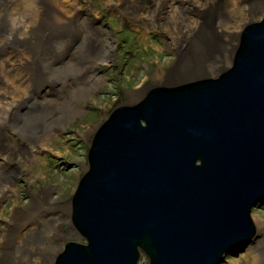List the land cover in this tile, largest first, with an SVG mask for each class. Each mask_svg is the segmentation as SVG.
<instances>
[{
	"label": "bare ground",
	"instance_id": "1",
	"mask_svg": "<svg viewBox=\"0 0 264 264\" xmlns=\"http://www.w3.org/2000/svg\"><path fill=\"white\" fill-rule=\"evenodd\" d=\"M66 1L70 6L69 9L63 5L65 0H0V221L4 219L7 224L6 231L0 229L2 231L0 264H55L59 257L62 261H66L64 255L66 246L77 243L84 247L88 243L86 239L87 236L89 237L87 232L89 228L91 232L94 231L93 227L104 230V224L101 226V222L99 223V218H103L92 212L91 201L96 200L93 197L87 199L85 196L75 197L79 188L85 185L83 178L91 183L92 180H97L103 186L98 187L94 184L98 190L107 186L105 181L112 182L108 178L110 176L90 172V167L96 165L98 160L103 159L104 162L107 159V152L102 148V140L97 138V133L109 120L117 116H125L126 113H123L127 112L125 108L135 110L134 106L137 104L147 106L159 96L157 87L148 86L133 90L127 95V102L114 106L108 113L107 119L99 125L93 136L89 137L92 130L87 131V127L93 122V114H88L91 118L87 120L84 117V123L81 118L82 106L89 98L88 93L97 85L95 75H100L99 70L112 60L117 42L106 33L101 23L95 24L96 21L87 19L91 14L96 16L98 3L89 4L93 0ZM81 1H86L84 3L90 5L86 12L79 10L82 6ZM121 2L123 4L118 7L119 2L102 0V5L99 7L104 12L110 10L122 18H127L130 25L143 27L145 24L147 27L159 28L165 35L170 36V46L177 61L173 68L168 70L169 72L158 74L157 77L162 81V87L169 88V94L172 96H169L170 100L176 99V94L172 90H176L178 86L188 85L190 88L193 86L194 90L197 89L194 85L203 89L210 88L211 84H207L206 81L221 78L220 74L229 70L236 56L261 59L260 68L253 64L245 68L242 74L246 78L264 71V56L259 51V48L264 47V37L258 36L256 39L252 35L255 23L264 24V11H261L264 6H261L258 0H121ZM223 4H226L227 8L220 13L219 6L221 8ZM73 6H76V9ZM216 11L221 14L217 19L212 17L213 14L217 17ZM254 15L258 16V22H253ZM95 19L98 20V17ZM122 22L127 23V20L124 19ZM258 34L263 36L264 32ZM126 37L130 36L126 35ZM129 45L130 43L127 42L123 46L127 48H125L126 52L133 49ZM227 59L228 62H225ZM260 77L264 80V75ZM174 87L175 89H171ZM149 96L151 98L148 102ZM198 96L201 97L200 94ZM193 97L194 95L191 97L192 103L198 106L199 102L192 99ZM92 103L95 104L91 101ZM163 110L161 114H170L167 105ZM121 113L122 116L119 115ZM74 121L78 122L74 132L79 133L84 139L89 137L90 141L84 151L87 167L79 172L83 173L77 180L70 200L51 202L52 190L44 187L39 197L30 198L28 208L20 207L19 205L24 206V204L19 203L16 196L10 210L5 209L7 203H4V200L9 199L12 192H16L13 190L16 182L28 176V174L25 176L26 166L34 165L36 155H43L41 152L45 151L44 146L48 143L46 139L54 136L53 144H57L59 134ZM200 121L203 122L202 119ZM199 130L201 132L202 128ZM13 136L15 138H12ZM239 140L234 142H240ZM103 143H107L108 150H113L115 154L120 152L119 149H124V146L122 148L109 146L113 142ZM57 155L61 156V153L57 152ZM117 161L120 169L125 168V165L121 164L124 162L121 157ZM244 162L248 163V161ZM78 167L81 168L80 165ZM107 168H109L108 174L115 178L119 176V172L118 174L116 171L112 172L111 166L107 165ZM38 172L32 170L30 173L32 181H40ZM159 172L160 169H156L151 174H144L145 177L142 178L143 175L132 174L133 172L128 169V176H133L128 182L132 184L131 181L139 179L145 185L144 191L147 184L153 185L156 181L163 180L162 175L156 176ZM250 178L256 181L255 179H261L262 176L251 174ZM44 180L41 179V182ZM116 182L119 184L118 181ZM245 187L246 184L243 185V188ZM115 189L125 193L123 192L122 196L112 191L111 207L115 200L120 203L130 194L124 188L119 189V185H116ZM224 193L226 192L222 191L218 194L216 207L219 208L221 216L230 222L233 219L232 214L224 207H237V199L244 204L247 200L246 194L234 193L228 196ZM145 194H148L147 188ZM185 195L188 198L201 196L197 193ZM62 198L60 196L58 200ZM141 200H144L142 203L145 206L150 203L146 199L141 198ZM99 203V201L95 202V208L106 207ZM260 203L261 200L256 205ZM153 204L156 205L155 202ZM252 210L253 208L248 216L253 224ZM202 212L195 214L194 217L200 216ZM213 212L215 214L212 217L208 214V217H211L210 220L213 219L211 222L216 224L221 220L220 214L218 215L216 210ZM222 225L225 226L221 222L216 224V226ZM257 228L258 232L255 227L254 235L245 233L244 236L247 241L245 243L253 244L254 250L258 251L260 257L261 253L264 254V229L261 226ZM188 230L192 231L190 228ZM107 232L104 230V233ZM72 236L75 240H68ZM72 247L77 248L76 245ZM236 250L237 247L229 246L227 251L222 253V257L235 254ZM207 261L203 264H208ZM149 262L147 258V264H150ZM224 262L225 259L220 258L219 263ZM254 264H264V258Z\"/></svg>",
	"mask_w": 264,
	"mask_h": 264
},
{
	"label": "water",
	"instance_id": "2",
	"mask_svg": "<svg viewBox=\"0 0 264 264\" xmlns=\"http://www.w3.org/2000/svg\"><path fill=\"white\" fill-rule=\"evenodd\" d=\"M253 26V38L264 37L258 34L264 32V24ZM262 50L264 47L259 48L264 56ZM260 60L236 56L229 70L220 74L221 78L206 81L210 88L178 86L172 90L175 100H170L169 88L157 87L159 96L152 104H137V110L125 108V116L104 124L97 138L102 140L107 159L98 160L90 172L110 176L112 182L105 181L108 187L98 190L94 184L103 186L97 180L91 183L83 178L85 185L75 197H93L99 205L106 206L95 208L96 201H91L92 212L103 218H99V223L108 232L97 227L91 232L89 228L86 246H66V261L59 257L55 264H138L141 255L150 264H203L208 259V264H219L229 246H246L245 233H255L248 214L260 200V205H264V80L260 77L264 71L257 69L261 72L254 73L260 78L253 74L246 78L242 73L251 64L260 68ZM193 95L199 107L192 103ZM166 105L170 114L165 116L161 112ZM103 142H113L109 146L124 149L115 154ZM120 157L125 168L120 169L117 163ZM107 165L113 173H120L117 178L108 174ZM128 169L132 174L143 175L142 178L160 169L156 176L162 175L163 180L147 184L145 194V185L139 179L128 182L133 177L128 176ZM251 174L262 178L254 181ZM116 185L130 194L120 203L115 200L117 205L111 207L112 191L122 196L125 193L115 191ZM222 191L228 196L246 194L244 204L237 199V207H224L232 214L230 222L216 207ZM186 193L201 196L188 198ZM141 198L150 202L148 206ZM211 210L220 214L221 220L216 224L221 222L225 226L211 222L215 214ZM200 212V216L194 217ZM75 245L76 249L72 247Z\"/></svg>",
	"mask_w": 264,
	"mask_h": 264
},
{
	"label": "rangeland",
	"instance_id": "3",
	"mask_svg": "<svg viewBox=\"0 0 264 264\" xmlns=\"http://www.w3.org/2000/svg\"><path fill=\"white\" fill-rule=\"evenodd\" d=\"M84 2L86 1H81L82 6L79 9L80 12H86L90 6L89 4H93L94 2L98 3L99 6L102 5V0H93V2H89V4H85ZM114 2H119L117 5L118 7L123 4L121 0H114ZM258 2H260L261 6H264V0H258ZM67 3L68 1L65 0L63 5L69 9L70 6ZM99 6L96 5V16L91 14L87 19L88 21H96L95 24L101 23L106 33L112 36V38H115L117 49L109 64L99 70L100 75H95L96 77H94V79H96L97 85L93 87V91L88 93L89 98L82 106L81 111L83 116L81 118L83 122L85 121L84 117H86L87 120L91 118L88 114H93V122L87 127V131L89 129L92 130L89 134L90 138L99 125L107 119L111 109L118 104H125L128 98L127 95L133 90L148 86H152L153 88L162 87V81L157 77L169 72L168 70L173 68L175 61H177L176 55L173 53L170 46V36L165 35L161 29L147 27L145 24H142L143 27L133 26L134 24L130 25L128 23L130 21L127 18H122V16L116 15L110 10L104 12ZM73 7L76 9V6ZM226 8V4H223L221 8L219 6L220 13H222L221 10ZM263 9L262 7L261 11H264ZM215 13H217V17H214L215 14H213V16L211 15L213 18L217 19L220 17L221 14L218 11ZM95 17H98V20H96ZM124 19L127 20V23L122 22ZM258 21V16L254 15L253 22ZM133 34L134 36L131 37ZM126 35L130 37L127 38ZM127 42L130 43L129 46L130 48L133 47V49L127 50L126 52L125 50L127 48L125 47V49L123 46ZM225 62H228V59L225 60ZM225 64L223 65L226 67ZM91 101L95 102V104H91ZM77 125V121L68 124L65 129H63V132L59 134V141L57 144H53L55 142L54 136L52 138H45L48 143L44 146L45 151L41 152L43 155H36L34 158L35 162H33L34 165L26 166L27 172L25 176H27V174L28 176L16 182L13 188L16 192H12L11 197L4 200V203H7L5 209L7 208L10 210L11 205H14L13 200L16 199V196H18L17 201L24 204V206H19L28 208L30 206V198L32 196L39 197V195L43 193L44 187H48L52 190L50 194L51 202H65L66 200H70L77 180L83 173L79 172H81L84 167H87L84 151L86 145L88 146L90 141L89 137L84 139L79 133L74 132ZM12 138L15 137L13 136ZM18 141L20 142V139ZM54 149H57V151ZM57 152H60L61 156H58ZM29 157L32 158L31 156ZM44 164L47 165L44 166ZM78 165H80L81 168H79ZM32 170L39 171L38 175L40 174V181H32L33 179L30 174ZM41 179H45L44 182H41ZM60 196L63 197L62 200H58ZM251 219L256 227V232H258V226L264 229V206L254 208L251 213ZM6 225L4 219L0 221V229L2 228L6 231ZM1 235L2 231L0 230V236ZM68 240L74 241V236ZM257 252L258 251L254 250L253 244L246 245L244 248L243 246L238 247L235 254L233 253V255L224 257L225 262L222 264H254L264 258V254L261 253L259 257ZM138 264H147V258L142 255Z\"/></svg>",
	"mask_w": 264,
	"mask_h": 264
}]
</instances>
